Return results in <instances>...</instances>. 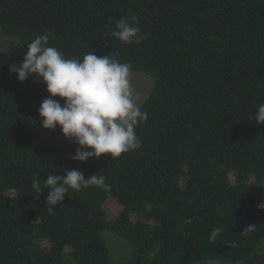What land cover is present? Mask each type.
Returning a JSON list of instances; mask_svg holds the SVG:
<instances>
[{"label":"trees","instance_id":"trees-1","mask_svg":"<svg viewBox=\"0 0 264 264\" xmlns=\"http://www.w3.org/2000/svg\"><path fill=\"white\" fill-rule=\"evenodd\" d=\"M132 12L139 46L105 35ZM0 31V264H110L104 232L130 244L122 264H264V0H0ZM46 33L66 58L113 54L152 78L139 149L80 162L74 141L33 142L50 94L10 66ZM72 169L110 190H70L48 212L44 180Z\"/></svg>","mask_w":264,"mask_h":264},{"label":"clouds","instance_id":"clouds-1","mask_svg":"<svg viewBox=\"0 0 264 264\" xmlns=\"http://www.w3.org/2000/svg\"><path fill=\"white\" fill-rule=\"evenodd\" d=\"M108 22L112 24L113 18L109 17ZM50 35L33 39L22 61L10 66V73L20 82L33 76L46 85L50 95L39 108L43 128L55 130L59 126L65 138L78 145L75 155L69 157L74 161L87 162L105 154L116 160L139 149L142 142L135 129L148 120V114L140 109L139 95L131 86V63H121L113 54L97 56L93 52L82 59L66 58L59 49L49 46ZM105 35L137 46L144 39L134 12L116 19L113 30ZM254 121L264 124V103L258 106ZM31 185L38 194L44 191L36 177ZM90 186L105 191L111 188L104 176L94 174L85 178L77 169L65 170L63 176L49 174L43 182V189L48 192L47 211L54 212L70 190L79 192ZM258 207L264 209V203ZM254 227L249 226L245 232ZM221 231L214 229L209 239L215 241Z\"/></svg>","mask_w":264,"mask_h":264},{"label":"rangeland","instance_id":"rangeland-1","mask_svg":"<svg viewBox=\"0 0 264 264\" xmlns=\"http://www.w3.org/2000/svg\"><path fill=\"white\" fill-rule=\"evenodd\" d=\"M10 39L4 36L0 31V48L5 47L9 43ZM131 86L134 93L139 95L138 105L147 97L151 91L153 80L151 77L145 74H130ZM53 99L59 100V97ZM63 105V101L61 100ZM66 140L61 128L57 126L55 130H49L43 128L40 133L33 139L34 143L43 144L50 148H57L62 145ZM121 208L120 204L116 200H111L107 203V209L111 214L117 213ZM103 239L110 251V264H122L130 255L131 246L127 241L121 240L109 232L102 233ZM257 253L264 252V240L256 248ZM202 264H218V263H202Z\"/></svg>","mask_w":264,"mask_h":264}]
</instances>
